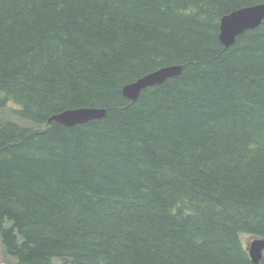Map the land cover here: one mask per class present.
<instances>
[{
    "label": "trees",
    "instance_id": "1",
    "mask_svg": "<svg viewBox=\"0 0 264 264\" xmlns=\"http://www.w3.org/2000/svg\"><path fill=\"white\" fill-rule=\"evenodd\" d=\"M264 0H0V244L15 264H254L264 238ZM179 76L131 102L124 86ZM8 105V106H7ZM79 108L104 118L47 120ZM258 264H264V254Z\"/></svg>",
    "mask_w": 264,
    "mask_h": 264
},
{
    "label": "water",
    "instance_id": "2",
    "mask_svg": "<svg viewBox=\"0 0 264 264\" xmlns=\"http://www.w3.org/2000/svg\"><path fill=\"white\" fill-rule=\"evenodd\" d=\"M264 21V4H257L241 8L225 15L219 24V41L225 47H231L235 39L246 30L258 28ZM181 65L166 66L144 75L135 82L123 87V96L131 102L139 98L141 92L149 87L161 85L169 78L179 76ZM103 108H79L65 110L52 115L47 123L56 122L66 127L81 125L92 120L104 118ZM264 252V239L253 240L248 247V254L252 263H258Z\"/></svg>",
    "mask_w": 264,
    "mask_h": 264
},
{
    "label": "rangeland",
    "instance_id": "3",
    "mask_svg": "<svg viewBox=\"0 0 264 264\" xmlns=\"http://www.w3.org/2000/svg\"><path fill=\"white\" fill-rule=\"evenodd\" d=\"M15 108L16 107L14 105H9L8 109L6 108V109L1 110L0 120L7 119V120L14 121L22 126H29V123L27 121L19 119L17 116H15L12 113L11 110ZM256 238L258 237L254 235H249V234H241L240 236L241 243L245 249H247L250 243ZM0 264H15V261L13 259L9 260L7 257L3 256V250H2L1 244H0ZM54 264H61V263L58 260H54Z\"/></svg>",
    "mask_w": 264,
    "mask_h": 264
},
{
    "label": "bare ground",
    "instance_id": "4",
    "mask_svg": "<svg viewBox=\"0 0 264 264\" xmlns=\"http://www.w3.org/2000/svg\"><path fill=\"white\" fill-rule=\"evenodd\" d=\"M161 69V68H160ZM159 70V69H158ZM138 80V79H137ZM135 82V81H134ZM247 253H248V250H247ZM248 256H249V254H248ZM250 258V257H249ZM251 260V259H250ZM259 263V262H258ZM258 263H254V264H258Z\"/></svg>",
    "mask_w": 264,
    "mask_h": 264
}]
</instances>
